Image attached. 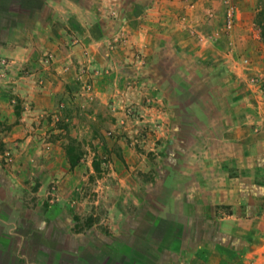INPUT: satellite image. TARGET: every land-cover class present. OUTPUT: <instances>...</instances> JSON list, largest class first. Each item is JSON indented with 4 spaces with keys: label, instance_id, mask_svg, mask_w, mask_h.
<instances>
[{
    "label": "rangeland",
    "instance_id": "1",
    "mask_svg": "<svg viewBox=\"0 0 264 264\" xmlns=\"http://www.w3.org/2000/svg\"><path fill=\"white\" fill-rule=\"evenodd\" d=\"M156 1L79 0L81 24L44 16L0 49V215L26 255L51 235L64 264L90 236L128 238L166 207L194 242L222 246L227 264H246L258 242L261 223L248 224L246 201L264 208V198L244 194L264 188V166H255L264 153H244L226 131L251 129V144L264 147V94L246 48L251 40L264 54L261 0H213L197 25L179 10L169 23L151 16ZM233 213L235 233L216 234Z\"/></svg>",
    "mask_w": 264,
    "mask_h": 264
},
{
    "label": "crops",
    "instance_id": "2",
    "mask_svg": "<svg viewBox=\"0 0 264 264\" xmlns=\"http://www.w3.org/2000/svg\"><path fill=\"white\" fill-rule=\"evenodd\" d=\"M156 3L157 1L152 9H150L151 16L156 17L162 15V20L169 23L171 21V14L168 12L179 10L186 15L185 20L187 21L185 22V25L192 22L197 25L196 17H199V11L203 9V6L215 5L213 0H161V3ZM182 8H185L184 11ZM85 13L86 10L79 4V0H0V49H4L5 46L10 45L12 42L10 34L12 32L15 34L16 31L19 30V32L23 33V30L27 29V23L29 21L33 22L35 26L39 21H42L45 16V18H55L58 20L59 24L65 23L69 26L73 24L78 25L81 24L80 21L84 18ZM181 24L183 25L182 22ZM198 25L201 26L203 24L199 23ZM201 30L203 31V29ZM246 42L248 43L246 48L249 50V55L253 57L252 65L249 70L255 71L256 74L264 80L263 51L256 50L254 47L256 43H253V41L246 40ZM4 53V50H0V56H4ZM226 133L228 139H238L243 145L247 146H242L244 153L246 152V149L249 154L254 150H257L259 153H264V147L262 145L257 146L256 144H251L253 143L252 138L255 136L251 129L246 130L244 127L234 131H226ZM258 136L264 137V133L261 131ZM228 149H231V147ZM255 166H264V164L261 162ZM215 186L221 187L222 185L218 183ZM248 186H250V189L249 187H246V194H244L246 200L257 199L259 201L264 198V188L255 189V186L253 185ZM186 203L191 204L190 201H187ZM0 204H6V201L0 199ZM181 204L182 206L179 207V212L182 213L183 203L181 202ZM234 214L235 213L231 214L232 216L230 214L225 216V218L222 219L225 222L218 223V226H216V234L225 233L232 235L235 233L236 227H234L233 224H229L232 219H235ZM170 219H172V221H170L169 225L162 227L164 230L162 235L168 233L165 238L162 239L164 242L162 243V241H160L159 244H150L151 249L149 253L151 254V257L147 258L148 261L145 263H133L130 261V264H227V260L225 261L224 258L220 260L217 257V253L221 254L223 247L216 241L202 236L201 240L194 242L191 236V229L188 225L179 220L176 221L172 214L170 215ZM256 219L258 223H261L262 227L259 226V230H256L255 233L258 235V242L247 248L246 264H264V208L257 202L246 201V221L252 226V221ZM6 224L7 222L5 218L0 215V247L7 246L8 248H11L12 246L15 250L19 251L23 248L21 247V236H18L16 241L14 239L12 242L10 240L11 233L7 231ZM138 232L139 227L133 225L129 228L128 234H130L128 238L118 235L119 231H115L118 239L114 242L103 240V237L99 240V238L90 236L88 243H85L70 260L75 262L82 257L85 260L84 264H107L108 257L106 254L110 253L112 250L111 248L114 247L116 250L114 253L116 254V258L120 261V264H123V261H126L128 256L132 254V251L136 250L135 246L138 238L135 235H137ZM2 235H6L8 238H3ZM128 239H130V241ZM14 242H16V244ZM88 250L89 252L93 250L92 256L91 253L87 254ZM94 252H98V254H95ZM198 253L202 254L199 256ZM53 264H60L58 254H56L53 259ZM125 264L128 263L125 262Z\"/></svg>",
    "mask_w": 264,
    "mask_h": 264
},
{
    "label": "trees",
    "instance_id": "3",
    "mask_svg": "<svg viewBox=\"0 0 264 264\" xmlns=\"http://www.w3.org/2000/svg\"><path fill=\"white\" fill-rule=\"evenodd\" d=\"M259 5H260L259 10L255 16V23L259 29L260 39L264 44V0H261ZM67 153H68L70 166L71 167L76 166L79 162V155L74 154L72 146L67 147ZM94 166H95V170H98V164L94 163ZM171 203L172 205L177 204V202L175 201H171ZM165 206H167V204H165ZM177 212H179V207L177 209ZM173 213L175 214V212L173 211L169 213L167 207L161 210L160 212L151 215L149 213H146L148 218L146 220H141L138 222V224L142 221L145 223L146 225L145 232L143 233L138 232V234L135 235L138 238V241L136 240V246H135L136 250L132 251V254L128 256L127 261L129 262L131 261L133 263L134 262L145 263L146 261H148L147 258L151 257V254L149 253L151 249V245L159 244V242L162 241L163 238H165L166 234H168L166 233L165 235H162V232H164L162 227L169 225L170 221H172V219H170V215ZM138 224L136 225V227L138 226ZM157 230H159V236L155 235V231ZM4 237L6 239L8 238V236L6 237V235L3 236V238ZM14 239H15L14 237L10 236V240L12 242L14 241ZM38 239L39 240L37 241V243L35 245L33 244L32 246L33 248L31 247L32 251H34L32 257L26 255V252L15 250V248H13L12 246L11 248H8L7 246L0 247V264H53V259L55 258L54 255L55 253H58V250L56 248V245H58V241L56 240V238H54V236L51 235H40L38 236ZM163 242L164 240L162 241V243ZM26 245H27V241H25L24 250H26L25 248ZM111 249L112 250L110 251V253L106 254V256L108 257L107 264L109 261H111L113 264H120V261L116 258V254H114L116 250L114 249V247ZM58 258L60 259V256ZM62 263L83 264L84 262L82 263L80 257L75 262L71 260H67V261L63 260ZM123 264H125V261H123Z\"/></svg>",
    "mask_w": 264,
    "mask_h": 264
},
{
    "label": "built area",
    "instance_id": "4",
    "mask_svg": "<svg viewBox=\"0 0 264 264\" xmlns=\"http://www.w3.org/2000/svg\"><path fill=\"white\" fill-rule=\"evenodd\" d=\"M227 24L229 27H231L233 24V19L231 15L228 18ZM252 82L258 85V89L263 95L264 94V80L261 77H258L255 81H252Z\"/></svg>",
    "mask_w": 264,
    "mask_h": 264
}]
</instances>
